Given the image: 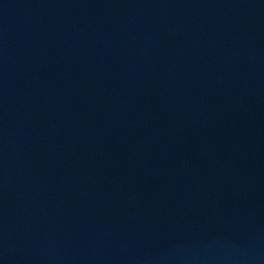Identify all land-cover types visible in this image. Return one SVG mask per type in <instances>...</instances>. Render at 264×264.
I'll use <instances>...</instances> for the list:
<instances>
[{
	"label": "water",
	"instance_id": "water-1",
	"mask_svg": "<svg viewBox=\"0 0 264 264\" xmlns=\"http://www.w3.org/2000/svg\"><path fill=\"white\" fill-rule=\"evenodd\" d=\"M0 264H264V0H0Z\"/></svg>",
	"mask_w": 264,
	"mask_h": 264
}]
</instances>
